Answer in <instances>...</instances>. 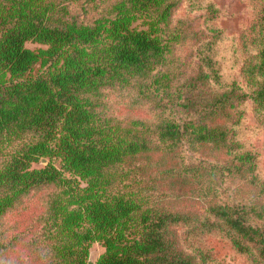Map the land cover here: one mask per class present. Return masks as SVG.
I'll return each instance as SVG.
<instances>
[{
	"label": "trees",
	"instance_id": "obj_1",
	"mask_svg": "<svg viewBox=\"0 0 264 264\" xmlns=\"http://www.w3.org/2000/svg\"><path fill=\"white\" fill-rule=\"evenodd\" d=\"M248 2L225 37L212 0H0V264H88L94 242L95 264H221L214 237L264 264L247 133L264 131V0Z\"/></svg>",
	"mask_w": 264,
	"mask_h": 264
},
{
	"label": "rangeland",
	"instance_id": "obj_2",
	"mask_svg": "<svg viewBox=\"0 0 264 264\" xmlns=\"http://www.w3.org/2000/svg\"><path fill=\"white\" fill-rule=\"evenodd\" d=\"M215 3L216 7L221 12V18L218 20V24L224 30V36L229 37L231 35L237 37L239 31L247 25L250 15V9H248L249 2L248 0H212ZM199 14L197 13H187L183 6H181L175 14V18H189L190 20L195 19ZM27 46L34 48L39 45L33 43H27ZM221 69L224 72L225 78L227 80L239 78V73L237 68L231 66V60L229 54L226 50V43L222 46V52L220 54ZM245 110L244 117V126L253 127L255 121L253 119V113L251 110V102L248 101L243 106ZM247 129V128H246ZM249 135L248 143H251L253 147L259 154V168L260 173L264 176V131L256 133L253 130L247 129ZM170 159L167 156H142L132 162L133 165H138L139 168L142 167L144 170L151 166H167ZM142 176V175H141ZM29 214L21 216L20 218L15 215L14 219H19L20 221H29L30 216L32 215V208L29 210ZM209 245L215 252V255L221 264H248L246 259L238 254L227 241L220 237H214L209 241ZM103 247L98 243H92L90 247L88 261L95 264L97 257L103 252ZM25 264H39V258H36L34 255L31 257H24ZM22 260H19L18 263H21Z\"/></svg>",
	"mask_w": 264,
	"mask_h": 264
},
{
	"label": "water",
	"instance_id": "obj_3",
	"mask_svg": "<svg viewBox=\"0 0 264 264\" xmlns=\"http://www.w3.org/2000/svg\"><path fill=\"white\" fill-rule=\"evenodd\" d=\"M41 163L42 164H45L46 163V160L45 159H41ZM88 263H91V261H88Z\"/></svg>",
	"mask_w": 264,
	"mask_h": 264
}]
</instances>
